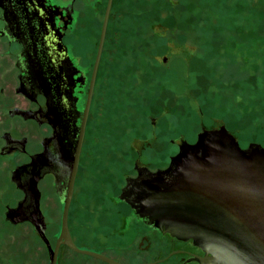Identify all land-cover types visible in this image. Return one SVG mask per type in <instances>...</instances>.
<instances>
[{
	"label": "rangeland",
	"instance_id": "rangeland-1",
	"mask_svg": "<svg viewBox=\"0 0 264 264\" xmlns=\"http://www.w3.org/2000/svg\"><path fill=\"white\" fill-rule=\"evenodd\" d=\"M108 29L71 223L96 253L131 237L108 223L129 216L119 192L195 136L200 108L264 146V0H114Z\"/></svg>",
	"mask_w": 264,
	"mask_h": 264
},
{
	"label": "flooded vegetation",
	"instance_id": "flooded-vegetation-1",
	"mask_svg": "<svg viewBox=\"0 0 264 264\" xmlns=\"http://www.w3.org/2000/svg\"><path fill=\"white\" fill-rule=\"evenodd\" d=\"M107 4L108 0H0V264H50L48 242L55 249L61 232ZM108 28L70 203L74 243L71 223L75 210L85 206L80 207L77 187L94 112L100 106ZM142 168L136 167L131 178L139 177ZM125 186L118 199L134 218L108 223L122 238L128 232L131 237L105 246L101 254L120 264L216 263L193 239H179L138 215L126 202L132 193L124 191ZM37 224L45 225L47 241ZM74 254L80 253L62 244L58 264H111L84 254L92 260L76 262Z\"/></svg>",
	"mask_w": 264,
	"mask_h": 264
},
{
	"label": "water",
	"instance_id": "water-1",
	"mask_svg": "<svg viewBox=\"0 0 264 264\" xmlns=\"http://www.w3.org/2000/svg\"><path fill=\"white\" fill-rule=\"evenodd\" d=\"M113 1L108 0L105 12L59 240L55 249L48 242L50 264H58L62 244L77 253L120 264L101 253L79 248L69 229L70 203ZM138 175L127 178L124 190L132 193L126 202L138 215L179 239H193L212 254L215 264H264V146L200 108L195 136L151 169H140ZM125 208L129 215L130 209ZM37 227L46 240L45 225Z\"/></svg>",
	"mask_w": 264,
	"mask_h": 264
},
{
	"label": "trees",
	"instance_id": "trees-1",
	"mask_svg": "<svg viewBox=\"0 0 264 264\" xmlns=\"http://www.w3.org/2000/svg\"><path fill=\"white\" fill-rule=\"evenodd\" d=\"M112 13V12H111Z\"/></svg>",
	"mask_w": 264,
	"mask_h": 264
}]
</instances>
